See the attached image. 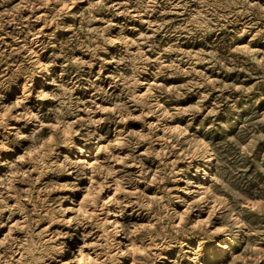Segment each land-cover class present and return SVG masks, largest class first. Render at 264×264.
<instances>
[{"label": "clouds", "instance_id": "9594fccd", "mask_svg": "<svg viewBox=\"0 0 264 264\" xmlns=\"http://www.w3.org/2000/svg\"><path fill=\"white\" fill-rule=\"evenodd\" d=\"M8 2L9 0H0V7H4ZM80 2L81 0H68L63 14L71 15L69 8ZM134 2L137 4V11L141 8L151 10V7L157 4V0H147V5L143 3V0H134ZM167 2L171 3V0ZM193 2L199 6V11L196 15H192L189 11V18L184 26L188 29V35L196 39H203L211 33L215 27L219 26L220 20L229 21L228 12H233L235 15L237 8H243L249 13L252 11L249 0H193ZM25 3L29 9L38 6L47 8L50 4H64L65 0H36L35 5L25 0ZM254 7L258 10V15L264 17V8H261L259 4ZM110 8H119V5L110 6L107 0H88V6L84 12L80 13V18L83 23L91 25L97 19L96 13L109 11ZM20 11L22 10L13 9L0 13V30H3L6 23H12L19 28L25 19L19 15ZM221 11L225 13L223 16L220 15ZM13 13L16 14L15 18L12 16ZM118 14L132 16L127 4H125V11ZM59 17L58 12L56 19ZM48 19L51 23L52 18ZM105 24L104 28L81 27L79 33L84 36L83 40H78L74 45L71 41L62 45L61 55L65 58L62 67L66 71L72 70L80 76V79H84V76L80 74L85 73L86 70L90 74L97 62L102 65L110 62L101 56V53L108 54L109 45L120 44L122 54L111 61L116 65V74L112 77L111 86L123 85L128 96L126 102L115 103L111 109L98 106L97 100L111 102L113 99L104 88L97 86L96 80L100 79L99 75L95 79L87 80V85L96 89L94 98L90 101L81 100L75 95L77 88L81 87L80 84L75 79L64 80L65 71H62L59 77L48 81L53 86L51 91L43 89L35 91L29 83L24 88L23 98L11 106L5 105L4 96L0 95V128L14 137L11 140L8 136L0 139V154L15 153L17 148L22 151V154L16 155L14 162L4 161L11 172L0 178V227L12 224L13 218L17 215L22 217L11 228L7 237L0 239V250H3V255H0V264H122L121 257L124 256L131 257L135 260V264H153L162 257L153 252L152 248H171L173 244H181V237L191 238L201 233L210 236L211 231L207 225H201L198 229L191 227L193 214L205 213L209 210H212L213 216L219 213L218 220L224 225L220 231L226 236L239 235L241 231L249 228V224L240 218L242 212L233 210L234 204H238V201L231 202L223 199L217 201L216 208L213 209L216 192L231 191L223 179L218 176L209 177L213 181V188L204 189L194 180L187 178V173L193 169L195 170L193 175L204 172L199 162L208 164L212 159L220 158L217 145L189 131L192 127L191 121L205 111L204 100L207 96L201 97L196 105L189 108L169 110L159 103V99L161 97L183 99L185 92L176 88L154 86L145 96L138 95L137 89L142 84L139 76L149 71L148 65L152 62L143 45L149 44V50L152 51H155V46L150 44V38L147 36L138 39L125 36L124 25H115L107 21ZM114 27L120 28V34L117 37L109 35ZM159 27L163 29L164 24ZM133 46L139 50L131 51ZM77 50L88 55L90 59L75 55ZM164 51L170 53L179 49L169 47ZM233 51H240V49H233ZM2 55L0 53V56ZM185 56L189 63L205 62L202 56H197L195 59L191 54H185ZM26 59L29 67L25 69L24 66H20L17 75H25L29 81L34 76H39L41 72L51 75L50 69L55 66L54 59L50 63H41L39 54L36 52H32ZM209 62L213 65L220 64L222 68L227 67L217 58L216 53L210 54ZM155 63H161L159 58ZM257 64L264 69V61H258ZM169 69L175 74L182 75H191L195 72L194 69L185 72L179 69L177 64H169L166 67L162 66L156 75H165ZM195 75L203 76L202 73H195ZM207 82V78H204V83ZM200 86L203 85H184L183 88L191 92L194 87ZM0 87H7L3 79H0ZM230 87L244 93L252 91L251 88H237L235 85ZM33 91H35L37 111L25 106V101H28ZM49 102L53 106L47 107L46 111L39 110L41 104L46 105ZM230 108L238 111L235 104L230 105ZM16 109L20 110L13 115ZM137 110L141 112V115H132ZM220 110L221 107L216 105L207 113L212 116L213 125L204 129L205 134L216 130V117L220 114ZM81 112L85 115L81 116ZM98 113L101 114L99 118ZM150 115L157 118L156 123H147V117ZM185 116L190 118L189 123L180 128L177 134L174 128L169 126V122L175 121L177 117ZM45 120L54 121L56 127L45 125L43 123ZM129 120L143 124L147 131L127 134L118 131L116 139L108 141L101 126L116 121L127 124ZM10 121L22 122L25 128L34 125V130L26 134L19 128L13 129ZM221 126L227 128L228 124L224 123ZM45 127H47V133L44 131ZM158 130L170 136L172 142L181 145L184 148L183 152L176 155L171 143L162 141L156 136ZM230 140L238 144L235 138ZM102 141L105 143L101 144ZM24 144H27V147H24ZM142 144H147L148 148L143 155H139L137 149ZM157 144L166 145L168 151L166 153L157 151L155 147ZM93 145H95L93 151L96 160L90 164L89 160L92 157L89 146ZM185 145L187 147H184ZM125 152L127 155H116ZM173 155H176L175 160L169 159ZM240 155L246 157L249 153L242 152ZM101 156H103L102 159ZM145 159L159 161V167L154 176L149 175L150 169L145 165ZM133 162L139 170L137 173L126 171ZM180 163H184L185 167H177ZM117 164L120 165L119 169L116 167ZM33 173L36 175L34 176ZM50 174L55 179L46 181ZM204 174L208 176L207 173ZM64 176L74 178L70 182H61L59 178ZM180 180H183L184 187L175 191L196 197L203 195V198L194 199L189 203L180 195H174V190L167 187V184ZM138 182L155 187L160 195L149 199L144 192L137 190ZM17 185H27V188ZM37 185L41 187L38 188ZM109 190L112 194L106 195L105 193ZM62 191L70 195L53 199L55 193ZM77 192L87 193L84 199L79 200V203L75 198ZM10 200L15 202L10 203ZM65 201H70L71 207H63ZM174 203L187 206V210L183 213L185 217L183 224L176 223L180 213L172 207ZM133 204H135L136 212H143L146 215L155 213L157 227L145 230L130 222L120 223L108 219L110 215L114 217L129 215L127 209ZM69 213H71L70 216ZM41 224H46V227L39 228ZM57 225L65 230L50 231ZM98 232H102L103 235L96 244H89V238L97 239L95 234ZM258 235L264 237V233H258ZM120 236L137 242L144 248L143 253L141 254L139 247L135 249L136 256H133L131 251H123L117 240ZM74 243L75 249L72 247ZM145 245L152 247H144ZM85 248L90 249V254L85 253ZM262 251L264 250L253 253L251 249L248 250V254L252 256V264H257L255 257L261 255ZM18 252L19 259H16Z\"/></svg>", "mask_w": 264, "mask_h": 264}, {"label": "rangeland", "instance_id": "374dc122", "mask_svg": "<svg viewBox=\"0 0 264 264\" xmlns=\"http://www.w3.org/2000/svg\"><path fill=\"white\" fill-rule=\"evenodd\" d=\"M68 0L64 4H50L47 8L43 6L29 9L25 0H9L4 7H0V13L9 12L13 9H21L19 15H22L24 23L17 28L12 23H6L3 30H0V79H3L7 87H0V95L4 96L3 103L11 106L17 103L24 96V88L31 83V88L35 91L43 89L51 91L53 86L48 82L53 78L59 77L62 71H65L64 80L75 79L81 87L77 88L75 95L81 100H92L94 98L95 88L87 85L88 79H95L99 75L100 79L96 80V84L100 88H104L111 96V102H101L97 100L98 106L105 109L113 108L115 103H122L128 100L127 93L123 85L112 87V77L116 74V65L111 62L119 58L122 54V46L120 44L109 45L108 54L101 53L104 60L110 61L106 64L97 62L91 73L86 70L85 73L76 75L72 70H65L62 65L65 63V58L61 55L62 45L68 44L70 41L74 45L78 40H83L84 36L79 33L81 27L104 28L105 22H110L115 25H124V35L132 39H138L143 36L150 38V44L155 46V51L149 50V44H144L143 48L147 56L150 58L148 65L149 71L141 73L139 79L142 84L137 89V94L145 96L154 86L167 89H179L185 92L183 99H172L161 97L159 103L163 104L165 109L189 108L196 105L203 96H207L204 100L205 111L196 116L191 121L192 127L190 132L195 133L201 139L210 140L214 145H217V151L220 153L219 159H212L208 164L199 162V166L203 167L204 172L193 175L190 171L187 173V178L200 184L204 189H212L213 181L211 176H218L228 184L231 191H217L216 201L213 202V209L216 208V202L227 199L234 204V211H241L242 216L249 228L241 231L239 235L226 236L220 229L224 227L218 220L219 213L216 216L212 215V210L205 213L193 214L191 217L193 229L200 228L201 225H207L211 231V235L201 233L197 236L181 237V244H173L171 248L157 249L152 248L153 252L158 253L162 259L154 261L153 264H252V256L248 254L251 249L253 253L257 250H264V237L258 233H264V69L258 67V61H264V17L258 15V10L254 5L259 4L264 8V0H249V7L252 11L245 12L243 8L235 9L233 12H228L229 21L220 20L219 26L204 36L203 39H196L188 35V29L185 28V23L189 18V11L192 15H196L199 11V6L193 0H157V4L151 7V10L141 8L137 11V4L134 0H107L111 5H119V8H110L109 11L96 13L97 19L91 25L82 22L80 13L88 6V0H81L69 8L71 15H64L63 9L67 5ZM28 3L35 5L36 0H28ZM147 5V0H143ZM125 4L131 11L132 16L126 17L122 14L125 11ZM187 5V7H186ZM60 13L59 19H56V14ZM225 13L221 11L220 15ZM13 18L16 14H12ZM39 17V19H37ZM52 18L49 23L48 18ZM138 17V18H134ZM8 19V17H5ZM164 24L161 29L159 25ZM151 25V27H150ZM176 33V34H173ZM120 34V28L114 27L109 35L117 37ZM54 45V47H53ZM43 51L41 52V48ZM176 47L179 51L165 52L164 49ZM240 49V51H233ZM135 46L131 51L136 52ZM32 52L39 54L41 63H50L55 60V66L50 69L51 75L41 72L39 76H34L31 81L25 75H17L20 66L28 68L27 59ZM216 53L227 67L222 68L220 64L209 62L210 54ZM83 59H90L86 54L77 50L75 53ZM185 54H191L193 59L197 56H202L204 63L194 62L189 63ZM159 58L161 63H155ZM169 64H177L178 68L183 71L194 69L195 72L191 75L175 74L169 69L165 75L157 76V71L163 66ZM103 69V70H101ZM234 69V70H229ZM195 73H202L203 76H197ZM204 78H207V83H204ZM14 81V82H13ZM214 82V83H213ZM184 85H203L198 88H193L191 92H187ZM251 88L252 91L244 93L236 91L232 87ZM254 86V87H253ZM35 91L28 101H25V106L32 107L37 111L35 101ZM155 103V101L153 102ZM235 104L238 111H233L230 105ZM221 107L220 114L216 117L215 129L205 134L204 129L213 125V118L207 113L213 110L214 106ZM53 104H41L40 111H46L47 107ZM20 109H16L13 115ZM81 116L85 115L83 112ZM100 113L97 117H100ZM132 115H141L139 110L134 111ZM189 117H177L175 121L169 122V126L173 127L177 134L178 130L189 123ZM157 122L155 116H148L147 123L154 124ZM45 125L56 127L54 121L45 120ZM227 123L228 127L224 128L221 125ZM13 129L19 128L22 132L30 134L34 130V125L25 128L22 122L10 121ZM103 133L107 135L108 141L116 139V133L123 132L125 134L131 132H145L144 125L129 120L127 124L119 121L113 123H105L101 126ZM199 129V131H197ZM48 132L47 127L44 129ZM8 136L11 140L14 137L6 133L0 128V139ZM156 136L162 141H167L172 144L173 152L179 155L184 148L181 145L172 142L171 137L165 132L158 130ZM183 139V137H181ZM230 138H235L237 143H232ZM105 143L104 141L101 144ZM27 147V144H24ZM95 145L89 146L91 155L90 161L93 163L96 160ZM157 151L167 152V146L157 144ZM184 147H187L185 145ZM147 144H142L137 149V154L143 155L147 151ZM248 152L249 155L241 157L240 153ZM22 154L20 148L16 149L15 153L0 154V178L8 175L11 169L4 163L5 160L14 162L16 155ZM116 155H127L125 153H117ZM176 155L169 157L175 160ZM75 158V156H73ZM103 156H101V159ZM145 165L150 169L149 175L154 176L155 171L159 167L158 160L145 159ZM116 167L119 169L120 165ZM177 167H185L184 163H180ZM129 173H137L139 170L133 162L126 169ZM204 173H207L206 177ZM90 174V173H89ZM35 176L36 173H33ZM74 177L64 176L59 178L61 182H70ZM119 179V173L118 177ZM49 179H55L51 174ZM18 187L27 188V185H17ZM41 187V185H37ZM167 187L173 189L174 195H180L183 199L191 203L194 199H202L200 197L189 195L184 192H177L175 189L183 188V180L176 182H168ZM137 190L142 191L149 199H154L160 195L155 187L146 186L143 182H138ZM112 192L109 190L105 194ZM70 195L68 192H57L53 195V199L59 196ZM87 193L77 192L75 198L77 202L85 198ZM84 196V198H83ZM14 203V200H10ZM63 207H71L70 201H65ZM180 216L176 221L177 224L185 222L184 212L187 206L174 203L172 205ZM129 215L125 217L109 216V220L117 218L120 223H132L142 229H154L157 227L155 213L146 215L143 212L135 211V204L127 209ZM7 215V214H6ZM69 216L71 213L68 214ZM22 219L19 215L13 218V223L0 227V239L7 237L11 228ZM211 220V223L209 221ZM215 225V227H213ZM46 227V224H41L39 228ZM167 227V224H164ZM65 230L61 226H53L50 231ZM97 239L89 238V244H96L99 238L103 235L102 232L95 234ZM122 250L125 252L131 251L133 256H136V248L141 249V254L144 248L135 241H129L123 236L117 237ZM218 242H226V248L222 250L217 245ZM82 243V242H81ZM216 244V245H215ZM202 246V247H201ZM73 249L76 244L72 245ZM144 247L151 248V245ZM218 247V248H217ZM217 248V249H216ZM198 249V250H197ZM230 249V250H229ZM85 253L90 254V249L85 248ZM0 255H3V250H0ZM16 259H19V252ZM257 264H264V251L261 255L255 257ZM122 264H135V260L129 256L121 257Z\"/></svg>", "mask_w": 264, "mask_h": 264}, {"label": "bare ground", "instance_id": "6f19581e", "mask_svg": "<svg viewBox=\"0 0 264 264\" xmlns=\"http://www.w3.org/2000/svg\"><path fill=\"white\" fill-rule=\"evenodd\" d=\"M5 155H6V154H5ZM89 163L92 164L93 162L89 160ZM199 185H200V184H199ZM107 195H110V193H108ZM83 198H84V196H83ZM117 220H118V219L115 218V221H117ZM118 221H119V220H118ZM118 221H117V222H118ZM119 238H120V237H119ZM215 245H216V244H215ZM217 245L220 246V247L222 248V250L225 249L226 246H227V245H226V242H218ZM201 247H202V246H201ZM217 248H218V247H217ZM217 248H216V249H217ZM197 250H198V249H197ZM229 250H230V249H229ZM223 251H224V250H223ZM133 262H134V260H133ZM131 264H132V263H131Z\"/></svg>", "mask_w": 264, "mask_h": 264}]
</instances>
